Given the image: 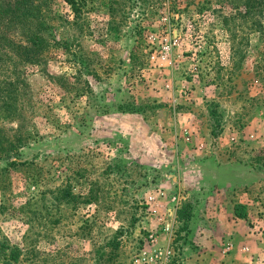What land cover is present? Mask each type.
I'll return each mask as SVG.
<instances>
[{"label":"rangeland","instance_id":"374dc122","mask_svg":"<svg viewBox=\"0 0 264 264\" xmlns=\"http://www.w3.org/2000/svg\"><path fill=\"white\" fill-rule=\"evenodd\" d=\"M256 4L86 0L76 24L62 0L47 4L68 48L18 66L14 112L0 109V243L19 251L0 264H129L155 229L154 209L167 216L181 192L162 163L185 152V124L237 165L228 201L248 221L249 235L240 222L234 240L217 226L210 246L222 258L202 262L264 264V0ZM196 196L201 206L206 195ZM226 242L232 253L222 254Z\"/></svg>","mask_w":264,"mask_h":264},{"label":"crops","instance_id":"0c3cea01","mask_svg":"<svg viewBox=\"0 0 264 264\" xmlns=\"http://www.w3.org/2000/svg\"><path fill=\"white\" fill-rule=\"evenodd\" d=\"M185 126L189 129L188 133L192 135V139L184 146L185 152L182 155L169 156L168 161L162 163L163 167H166L163 178L165 179L175 173L177 174V181L181 192L177 193L175 209L172 208V202H167L171 206L168 209L174 211L173 216H171V218H174V224L183 223L191 230L183 246L184 259L182 264H204L202 260L206 259L208 261V257L209 259L222 258L216 252V248L214 249L210 246L212 240L209 238V235H214L217 226L221 227L218 231V237L228 236L234 240L233 237L236 236L240 222L245 224L246 235H249L247 228L248 221H239L235 218L232 203L228 201V199L235 200L238 195L237 189L235 190L239 177L237 165L231 161H226L216 151L209 148L206 140H198L196 132L194 131V134L191 133L194 128L193 126L189 124H185ZM196 193H204L206 195L201 206L199 204L200 199L196 196ZM159 194L163 195L164 193ZM189 194L195 195V199L190 201L188 198V201L184 203L182 208L181 202ZM157 197L158 195L152 196V198ZM161 207L163 208V206ZM212 208L214 211L210 210ZM154 210L151 228L157 229L160 223L158 220L164 219L167 221L170 219V216H161L162 212L160 210ZM181 210H186L188 215L184 218L181 217L179 221L178 215ZM198 233H202L203 235L200 236ZM176 235L173 233L172 237H168L160 233L156 238L155 245L157 247L172 245ZM187 245H190V247L194 245L196 248L193 247V250H191ZM223 259L227 260L228 257ZM214 264L217 263L215 262Z\"/></svg>","mask_w":264,"mask_h":264},{"label":"trees","instance_id":"16d2710c","mask_svg":"<svg viewBox=\"0 0 264 264\" xmlns=\"http://www.w3.org/2000/svg\"><path fill=\"white\" fill-rule=\"evenodd\" d=\"M51 0H0V109L7 115H11L14 110L12 104L18 96L21 86L18 82V66H34L40 60L43 48H68L67 42L57 40L53 33V27L49 24L50 14L47 12V4ZM69 8L72 24H76L78 19H82V12L86 0H62ZM257 0H244V5L248 11L253 9L258 12L259 5ZM1 26L6 30L2 31ZM13 32L24 42L23 44L14 43L5 33ZM67 194L61 199L70 198ZM59 199V201H62ZM71 199V198H70ZM233 214L240 220L246 219V208L244 205L233 202ZM184 211V210H183ZM181 212L180 218L187 217L186 213ZM178 220V219H177ZM181 232L173 240V259L172 264H181L184 259V243L190 233V228L183 223ZM188 244V243H187ZM7 251V252H5ZM0 255L6 259L16 261L19 251L7 244L0 243Z\"/></svg>","mask_w":264,"mask_h":264},{"label":"built area","instance_id":"2783aa9c","mask_svg":"<svg viewBox=\"0 0 264 264\" xmlns=\"http://www.w3.org/2000/svg\"><path fill=\"white\" fill-rule=\"evenodd\" d=\"M177 194L173 195L170 201L173 204V208L175 209V205L177 202ZM168 216H170L169 220H158L159 227L154 229L153 231H148L143 238L141 239V243L135 253L130 258L129 264H170L172 261L174 251L171 245H164L162 247H157L155 245V241L157 236L162 233L168 237H172L173 235V225L174 211L168 209ZM231 250V244L226 242L223 246L222 253H228Z\"/></svg>","mask_w":264,"mask_h":264}]
</instances>
